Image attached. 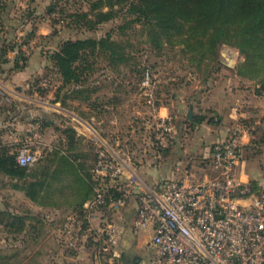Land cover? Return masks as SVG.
<instances>
[{
  "label": "rangeland",
  "instance_id": "374dc122",
  "mask_svg": "<svg viewBox=\"0 0 264 264\" xmlns=\"http://www.w3.org/2000/svg\"><path fill=\"white\" fill-rule=\"evenodd\" d=\"M106 1L100 10L110 8L105 5ZM4 2L5 7L0 14V37L7 41L4 47L1 46L6 48L5 54L0 50V153L16 157L22 148L36 149L39 161L28 166L31 175L22 179L1 176L0 212L27 218L24 231L20 233L12 232L13 229L5 225V221L12 218L0 223V255L13 254L9 260L16 264H90V242L70 248L60 241V220L69 210L63 206L58 211H48L43 206L26 202L23 191L13 185L35 180L32 174L38 171L40 160L54 150L64 152L66 138L63 131L69 127L82 137L79 148L86 152L90 164L98 144H104L135 169L140 158L153 151H162L154 143L153 123L157 117L149 113H154V108L160 104L169 106L170 115L167 116L171 117L174 126L173 138H182L184 143H188L193 128L185 121L186 112L178 111L175 106L179 98L187 106L188 99L197 98L200 104L193 102L197 115L207 112L204 116L209 119L216 116L214 107L219 109L221 105L225 108L232 98H241L239 106L244 104L243 99L247 101L248 112L253 116L257 113V118L242 117L236 123L250 124L252 130L257 131L256 141L262 145L244 149L237 169L240 176L248 179L253 190L260 194L256 180L264 178V94L256 92L260 76L252 78L249 72V76L237 73L244 55L236 47L221 44L215 60H205L200 64L197 59L189 58L190 52L182 51V44L166 43L160 51L153 50L141 33L139 23L124 25L132 18L125 1L114 5L115 17L99 23L92 30L73 22L70 14L88 12V17H92L91 10H99L92 8L98 0ZM120 25L123 27H118ZM10 27L11 32L8 31ZM108 32L124 46L128 60L111 65L103 55L90 57L82 75L83 86L94 89L90 98L82 101L69 97L67 94L75 85L63 86L61 75L49 55L63 40L100 38ZM17 60L22 69L14 67ZM146 76L148 83L144 82ZM34 133L40 135V140L28 141ZM181 156L182 163L186 162V165L196 157L183 152ZM64 177L58 184L65 185ZM63 193L57 194L56 200L67 205L66 193ZM130 210L129 206L120 214L109 211L103 215L120 222L125 228L119 245L124 256L120 264H128L134 255L140 256L138 264H141L147 255V247L136 237L149 232L140 231L137 236L130 232L129 225L134 215ZM46 213L56 221L50 225L43 224ZM38 222L41 224L37 225ZM33 224L37 226V232L44 235L36 245L23 241L25 230ZM2 262L3 259L0 264Z\"/></svg>",
  "mask_w": 264,
  "mask_h": 264
},
{
  "label": "built area",
  "instance_id": "2783aa9c",
  "mask_svg": "<svg viewBox=\"0 0 264 264\" xmlns=\"http://www.w3.org/2000/svg\"><path fill=\"white\" fill-rule=\"evenodd\" d=\"M153 125L154 143L164 150L174 139L171 117L157 116ZM246 131H252L250 124L231 125L211 145L208 157H194L176 177L152 183L142 180L114 150L98 144L91 169L93 195L81 212L64 217L60 241L70 248L90 242V264H120L125 228L103 213L120 214L135 201L130 232H149L141 264H264V194L256 193L237 169ZM28 139L34 142L40 135ZM38 157V150L22 148L16 161L32 166Z\"/></svg>",
  "mask_w": 264,
  "mask_h": 264
},
{
  "label": "trees",
  "instance_id": "16d2710c",
  "mask_svg": "<svg viewBox=\"0 0 264 264\" xmlns=\"http://www.w3.org/2000/svg\"><path fill=\"white\" fill-rule=\"evenodd\" d=\"M116 1H106L105 5L110 8L103 11L100 7L104 4V0H98L92 8L99 10L96 12L91 10L92 17H88V12L70 14V16L73 22L81 23L92 30L99 23L115 17L117 11L114 5L125 1L128 4L127 11L132 18L124 25L139 23L141 33H144L146 42L153 50L160 51L166 43L182 44V51L190 52L189 58L197 59L200 64L205 60H215L219 45L234 46L244 55V60L239 65L237 73L241 76H249V72L251 73L249 77L252 78L260 76V86L256 92L264 94V0ZM4 7V0H0V14ZM118 27L122 28L123 25ZM6 41V38L0 37V47L5 45ZM5 52L6 48H3L1 53L5 54ZM99 55L107 58L111 65L128 60L124 46L112 38L109 32L100 38L63 40L59 47L49 55L52 64L61 75L63 86L75 85L70 88L67 94L69 97L82 101L90 98V92L94 89L83 86V70L86 69L90 57L94 58ZM17 62L18 60L15 61L14 67L18 70L22 69L23 66ZM193 119L196 124H199L206 118L195 115ZM211 120L212 118L208 121ZM186 121L188 122V119ZM189 124L192 125L191 122ZM63 132L66 138L64 152L58 150L50 152L43 160H40L38 171L32 174L35 180L24 181L19 186L18 184L13 186L23 191L26 198L40 206L56 204L57 194L65 192L66 204L75 211L81 212L83 203L92 197L96 185V179L91 172L96 154L90 164L86 152L79 148L82 137L70 127ZM28 170L29 167L18 164L13 155L0 153V181L2 175L22 179L31 175ZM62 176H65L62 180L65 181V185L58 184ZM8 218L12 220L5 221V225L10 230L12 228V232L24 231L27 217L0 212V223ZM36 227L33 224L25 230L23 241L28 240L29 244H37L40 234ZM12 256L13 254H1L2 264H16L9 260Z\"/></svg>",
  "mask_w": 264,
  "mask_h": 264
},
{
  "label": "crops",
  "instance_id": "0c3cea01",
  "mask_svg": "<svg viewBox=\"0 0 264 264\" xmlns=\"http://www.w3.org/2000/svg\"><path fill=\"white\" fill-rule=\"evenodd\" d=\"M9 32L12 31V28L10 27ZM16 76H13V79H15ZM7 83V81H4ZM232 98V100H230V105H228L227 107L225 106V108L221 105H219V109L214 107L213 110H215V117L214 119H212L211 121H208L209 118L205 117L206 119L204 121H202L199 124H196L195 122H191L192 125L189 124V126L191 128H193L192 131V136L189 140L188 143H184L182 138H179L176 140L173 139V143L170 144V146H168L166 149L162 150L161 153L159 152V156L156 157V153L153 151L150 155H148L147 157H142L140 158V160H138L135 169L132 167L130 162H126L125 164L132 169L142 180H144L146 183H152L154 181L157 180H161V179H169V178H174L176 177V175H178V173L180 172V170L185 167L186 162L182 163V156H181V152L183 153H188V155H192V156H196V157H208L209 153H210V147L211 145L222 139L227 131L229 130L230 126L235 124L236 122H238L239 120L243 118H251V119H255L257 118V113H255L253 116V114L249 113V104H247V101L243 99V103L242 106H239V102L241 100V98L239 99H234ZM239 100V102H238ZM196 103L197 105L200 104V102H198V99L193 97L191 99H188L187 104H184L183 99H178L175 103L176 108L178 109V111H185L187 112V109L189 107H192L193 110V118L195 115L198 114V112H196V107H194V103ZM154 113H152V111H149L150 114H155L154 117L157 116H162L165 117L167 115H170V110H169V106L167 104H160L158 107L154 108ZM253 112V111H252ZM259 112L261 113V109L259 110ZM28 113H30V111H28ZM205 114H203L202 116H206L207 112H204ZM186 121V120H185ZM189 121V120H188ZM194 121V120H193ZM190 122V121H189ZM187 122V123H189ZM259 128V126L257 127V129ZM256 137H257V131H246L243 133V140L245 142V146L244 149L248 148V147H252V146H258L260 144V146L262 145V143L257 142L256 141ZM262 139V138H261ZM179 140V141H178ZM264 140V139H263ZM177 141V142H176ZM182 141V142H181ZM242 177V176H241ZM243 180H248L246 178H243ZM257 181V185L259 187L260 190V194H264V178H261ZM24 200L29 201L30 203H32V201H30V199L26 198L24 195ZM65 207L64 209H68L69 212H67L63 218L60 220V225L62 224V221L64 219V217L72 212H75V210L68 205H63V204H59L58 202L54 205H45L43 206L44 210H50L52 211L53 209L55 211H58L59 209H61V207ZM130 208H131V212H133V214L135 213V201H131L130 203ZM42 207V206H41ZM48 213L44 214V216L46 217V219H43V224H52L53 222H55V217H51L52 215H47ZM29 219V217H28ZM44 236V235H42ZM41 235L37 238L38 242L41 241L43 238ZM141 237V238H140ZM140 237H136L140 240H142V242H145L148 240L149 238V233L143 234ZM30 239V238H29ZM31 240V239H30ZM40 245V244H39ZM147 254V253H146ZM79 256V255H76ZM65 257V256H64ZM124 256L122 257L123 260Z\"/></svg>",
  "mask_w": 264,
  "mask_h": 264
},
{
  "label": "water",
  "instance_id": "95a60500",
  "mask_svg": "<svg viewBox=\"0 0 264 264\" xmlns=\"http://www.w3.org/2000/svg\"><path fill=\"white\" fill-rule=\"evenodd\" d=\"M186 118H187L190 122H194V121H193V110H192V107H189V108L187 109V112H186ZM138 260H139V257H138V256H135L130 264H138Z\"/></svg>",
  "mask_w": 264,
  "mask_h": 264
},
{
  "label": "flooded vegetation",
  "instance_id": "af4514ba",
  "mask_svg": "<svg viewBox=\"0 0 264 264\" xmlns=\"http://www.w3.org/2000/svg\"><path fill=\"white\" fill-rule=\"evenodd\" d=\"M135 256H138V257H139V260H140V256H139V255H134V256L129 260V263H128V264H130V263L132 262V260H133V258H134ZM139 260H138V262H139Z\"/></svg>",
  "mask_w": 264,
  "mask_h": 264
}]
</instances>
